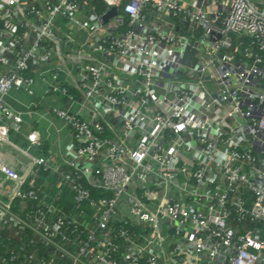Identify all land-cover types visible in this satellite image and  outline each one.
Wrapping results in <instances>:
<instances>
[{"label": "built area", "instance_id": "obj_1", "mask_svg": "<svg viewBox=\"0 0 264 264\" xmlns=\"http://www.w3.org/2000/svg\"><path fill=\"white\" fill-rule=\"evenodd\" d=\"M3 142L0 260L264 264V0H0Z\"/></svg>", "mask_w": 264, "mask_h": 264}, {"label": "crops", "instance_id": "obj_2", "mask_svg": "<svg viewBox=\"0 0 264 264\" xmlns=\"http://www.w3.org/2000/svg\"><path fill=\"white\" fill-rule=\"evenodd\" d=\"M16 97V95H15ZM19 98L23 100L24 103H27V97L23 95H19ZM13 102V101H12ZM14 103V102H13ZM16 105V103H14ZM29 122L33 121L34 127L37 128L42 135H49L48 132L44 128V124L42 121H37L27 119ZM30 131L29 123H24L18 130H11L9 132V141L16 144L18 147L27 150L30 155L36 156L37 149L35 147H29L30 141L28 139V133ZM54 137L49 135V139L47 140V144H53ZM27 156L20 155L17 150H11V147L8 143L3 142L0 144V177L3 176L4 171H14L22 175L26 171V162ZM5 189L11 188V183L6 182L4 185ZM4 189L0 186V193H3ZM5 193V192H4Z\"/></svg>", "mask_w": 264, "mask_h": 264}, {"label": "trees", "instance_id": "obj_3", "mask_svg": "<svg viewBox=\"0 0 264 264\" xmlns=\"http://www.w3.org/2000/svg\"><path fill=\"white\" fill-rule=\"evenodd\" d=\"M9 238H10L9 235L6 232H3V233L0 232V255L5 256L6 258H7V256H6V253L3 251V246L9 247V248L14 247L15 250L17 249L16 246H18V243L15 240H11ZM25 248H26L27 252H45L40 247H38L39 248L38 251H35V247L27 246ZM24 253H26V252L21 253L20 259L16 262H9V261L0 260V264H21V260L23 259Z\"/></svg>", "mask_w": 264, "mask_h": 264}, {"label": "water", "instance_id": "obj_4", "mask_svg": "<svg viewBox=\"0 0 264 264\" xmlns=\"http://www.w3.org/2000/svg\"><path fill=\"white\" fill-rule=\"evenodd\" d=\"M116 13L115 8H111V10L104 16V20H107L110 16Z\"/></svg>", "mask_w": 264, "mask_h": 264}]
</instances>
